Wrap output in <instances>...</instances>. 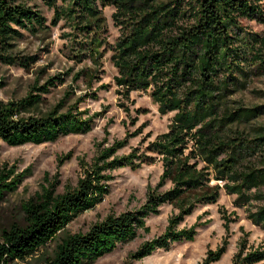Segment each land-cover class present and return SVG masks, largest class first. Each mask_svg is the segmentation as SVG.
<instances>
[{"label": "trees", "instance_id": "trees-1", "mask_svg": "<svg viewBox=\"0 0 264 264\" xmlns=\"http://www.w3.org/2000/svg\"><path fill=\"white\" fill-rule=\"evenodd\" d=\"M27 0H0V62L23 68L36 61L35 55L13 52L22 30L46 29L45 18ZM53 9L51 24L64 20L70 31L71 58L89 60L96 68L104 53L117 70L113 80L125 99L134 91L146 92L160 115L174 112L167 131L157 134L139 153L115 152L129 136L100 150L90 165L81 162L83 172L77 185L54 195V187L22 203L23 223L12 222L0 231V264L24 261L55 239L79 214L100 203L109 192L111 171L136 170L156 159L162 173L139 208L108 215L86 232L67 234L51 256L41 264H92L119 244L133 240L140 230L148 231L146 218L156 215L164 204L178 212L168 220L165 231L146 241L131 254L137 260L173 243L193 241L196 227L179 228L196 204H213L221 190L234 195V205L244 207L252 224L264 231V126L247 130L242 124L264 114V103L246 107L231 97L244 91L258 77H264V34L248 30L242 20L264 23V0H41ZM112 6L119 35L113 43L105 37L102 8ZM78 69L74 81L84 79L91 86L97 72ZM71 70V69H70ZM53 76L45 85L32 88L24 97L0 103V141L9 146L53 142L69 134L92 129L88 110L73 103L62 111V102L40 111V93L56 86ZM101 84L98 89H108ZM264 97L263 91H256ZM97 98L96 92L85 96ZM120 106L128 111L123 103ZM137 132L132 135H136ZM68 156H66L67 158ZM111 158V159H110ZM59 162H62L59 159ZM23 178L5 167L0 171V202L16 190ZM167 182L170 186L162 189ZM220 213L224 227L236 218ZM234 214V213H232ZM227 239L216 250H208L201 264H213L226 251ZM247 238L231 264H256L264 260V247L244 252Z\"/></svg>", "mask_w": 264, "mask_h": 264}, {"label": "rangeland", "instance_id": "rangeland-1", "mask_svg": "<svg viewBox=\"0 0 264 264\" xmlns=\"http://www.w3.org/2000/svg\"><path fill=\"white\" fill-rule=\"evenodd\" d=\"M26 3L40 12L48 27L35 33L22 30L21 36L14 42V53L36 56V61L29 68L0 62V103L22 98L30 90L36 94L39 91H35L33 85H45L48 78L59 76L62 81L55 79L56 86L50 87L47 93H40V111L45 112L63 101L62 111L71 104L78 103L79 110H88L89 115L98 114L93 119L92 129L84 134H69L53 142L26 143L19 146H9L0 141V171L5 167L12 169L14 175H23L16 190L6 194L0 202V231L7 229L12 222L22 224V203L35 199L44 188H51L52 185L54 195L74 188L83 172L81 162L90 165L97 153L112 146L114 141L129 136L127 144L115 152L117 156L126 155L135 148L141 153L157 134L167 131L174 114L169 112L160 115L157 105L146 92L134 91L128 100L121 97L113 80L117 70L110 60V51L104 53L96 69L89 60L76 63V60L70 57V43L65 36L70 28L65 21L60 20L53 26L52 8L41 0H27ZM57 3L60 4V1ZM113 11L112 6L102 8L106 24L104 35L110 43L119 35V27L114 25L112 19ZM242 25L252 32L264 34L262 22L243 19ZM84 67H92L97 71H93L98 77L93 80L91 86H87L82 78L76 81L73 79V74ZM101 84H108V89H98ZM258 90L264 92V77L255 78L246 90L234 94L231 99L246 107L264 103V97L256 93ZM92 91L96 92L97 98L85 96ZM120 103H123L128 111L121 107ZM253 126H264V114L242 124L240 128L247 130ZM137 131L136 135H132ZM59 159L62 162H59ZM161 173L162 163L158 159L151 164H142L136 170L123 167L111 171L113 179L109 181V192L100 203L79 214L55 239L41 247L34 255L11 264H41L43 258L51 256L57 243L67 234L86 232L91 225L102 221L108 215H118L139 208L146 200L148 190L156 186ZM169 186L170 182H167L162 189ZM234 198V195L221 190L215 203L196 204L192 212L178 225L179 228H188L196 222L202 223L196 227L193 241L173 243L167 250L157 249L140 260L132 258L131 254L143 243L161 235L168 225L169 218L178 212L174 205L164 204L158 214L146 218L148 231L140 230L133 240L119 244L112 252L92 264H201L207 251L216 250L224 239L228 242L226 251L220 260L213 264H231L244 237L247 238V248L244 252L264 247V231L251 223L243 206L234 205ZM221 208L227 215L236 218L229 224L228 230L224 227ZM256 264H264V260Z\"/></svg>", "mask_w": 264, "mask_h": 264}]
</instances>
